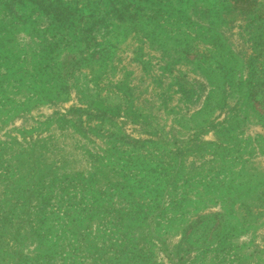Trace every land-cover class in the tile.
Here are the masks:
<instances>
[{
	"label": "rangeland",
	"instance_id": "374dc122",
	"mask_svg": "<svg viewBox=\"0 0 264 264\" xmlns=\"http://www.w3.org/2000/svg\"><path fill=\"white\" fill-rule=\"evenodd\" d=\"M0 264H264V0H0Z\"/></svg>",
	"mask_w": 264,
	"mask_h": 264
}]
</instances>
